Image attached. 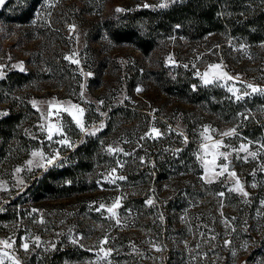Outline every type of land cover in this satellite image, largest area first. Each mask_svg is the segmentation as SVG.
<instances>
[{"label":"rangeland","instance_id":"rangeland-1","mask_svg":"<svg viewBox=\"0 0 264 264\" xmlns=\"http://www.w3.org/2000/svg\"><path fill=\"white\" fill-rule=\"evenodd\" d=\"M136 1L158 11L174 0H40L24 22L12 14L26 0L0 5V80L13 70L30 73L22 85L1 90L0 118L12 97L24 105L16 138L9 146L0 141V241L11 245L0 244L2 264H264V92L247 87L264 89V39H234L227 26L188 36L204 40L198 47L174 31L152 32V49L143 55L136 36L146 33L144 20L131 40L113 39L110 31ZM132 55L145 74L121 81ZM187 58L192 68L177 62L176 73H168L167 62ZM212 65L233 79L205 85L203 73ZM135 82L143 89L138 102L103 117L133 96ZM71 105L84 110L83 131L69 115L78 114ZM156 106L157 113H147ZM205 128L211 140L202 135ZM65 137L71 147L58 143ZM217 140L218 149L201 148ZM77 145L87 150L74 156ZM215 152L228 153L227 160L217 156L212 164ZM76 162L70 192L61 175H46ZM229 163L235 177L218 175ZM49 179L51 191L44 189ZM237 179L246 196L230 190ZM117 200L113 217L107 208ZM136 209L143 213L125 223Z\"/></svg>","mask_w":264,"mask_h":264},{"label":"trees","instance_id":"trees-1","mask_svg":"<svg viewBox=\"0 0 264 264\" xmlns=\"http://www.w3.org/2000/svg\"><path fill=\"white\" fill-rule=\"evenodd\" d=\"M26 1L25 8L13 10V20L27 21L32 16V9L40 2V0ZM83 1L88 2L89 0ZM93 1L90 0V2ZM73 4L76 6L75 2ZM132 10L123 15L125 18L124 23L111 21L110 31L113 39L118 41L131 40L136 36L135 28L138 25L137 22L144 20L146 33L141 35L138 33L136 36L138 40L136 48L143 55L152 49V32L169 33L170 31H177L194 38L207 32L222 30L228 26L231 28L233 36H243L248 42L264 39V0H174L167 7L158 11L148 8ZM29 77L30 73L16 70L7 72L5 77L0 80V97L3 86H7L10 89L18 87L25 83ZM181 83L179 80L174 81L176 85ZM17 103V98L12 97L8 114L0 118V141H3V145L9 146V143L17 136L15 133L19 132L18 127L24 117V105ZM120 107L131 108L133 106H119L114 110ZM86 150L87 147L77 145L72 152L74 156H78V153ZM77 167L78 163L76 162V165L71 167L48 170L46 175L55 180L61 175L62 189L70 192L74 186L73 172ZM66 180H69L70 183L64 185ZM53 187L51 179L44 181L45 190L51 191Z\"/></svg>","mask_w":264,"mask_h":264},{"label":"snow or ice","instance_id":"snow-or-ice-1","mask_svg":"<svg viewBox=\"0 0 264 264\" xmlns=\"http://www.w3.org/2000/svg\"><path fill=\"white\" fill-rule=\"evenodd\" d=\"M5 3V0H0V5H3ZM161 7H166L167 4H161L160 5ZM220 69V66L219 65H212L210 66V69L209 71H206L205 73H203V76H202V79H203V82L205 85L207 84H211V83H214L216 80L218 79H233L232 77H229L227 75V73L225 72H222V71H219ZM197 75H200L199 73H197ZM247 87L251 88L253 92H257V91H260V92H264V89H257L256 87H254L253 85H248ZM137 91H140V89H137ZM229 91H233L232 89H229ZM248 93H245V95H247ZM241 97L240 96H237V99H240ZM35 106V105H34ZM71 107L73 109H76L77 110V113L78 114H73L72 112H69V115L72 116V119L76 122L77 126L81 127V130L83 131L84 130V125L82 123V116H83V109H80L78 108L77 105H71ZM101 127H103V125H101ZM152 133H154L155 135H160V133L158 132V130H156L155 128H153L151 130ZM209 132V129L208 128H205L204 129V133H202V135H204V138L205 140H211V137L206 135L207 133ZM235 133V130H231L229 132H226V133H222L221 135L223 136H230V135H233ZM54 134V126L53 125H49L48 126V139L51 140L52 139V136ZM94 134V133H92ZM58 143H61V144H65L67 143V146L68 147H71V143L67 142V138H63L61 139L60 141H58ZM222 146V142L217 140V141H213L211 146L207 145V144H202L201 145V148L202 149H205L206 150V154H207V150L209 149V147L211 148H214V149H218L219 147ZM241 150L243 151H247V146L246 145H241ZM109 152H112L114 151V149H112L111 147L108 149ZM250 155H252L253 157H255L256 153H249ZM32 156L33 157H39L41 160H44L45 157H44V154L42 152H33L32 153ZM217 156H220V157H223L225 160H227V157H228V153H225V152H215L213 153V160L211 161L212 164H215V161H216V157ZM199 159H203L202 157H198ZM53 159H55L54 157L53 158H48L47 159V163L48 164H52L53 163ZM33 163L32 160H29L28 161V164L31 165ZM204 164H205V170L207 171L208 170V164H209V161H207L206 159L204 160ZM39 166H43V165H39ZM228 164H224L222 166V168L220 169V172L218 173V175H223L225 172H228ZM17 172L20 171V169H16ZM115 171V170H113ZM228 174L230 176H233L235 177V173L234 172H228ZM120 179H123V177H120ZM205 179H208V177H205ZM230 190H234V191H240L243 193V188L242 186L240 185V182L239 180L237 179L236 180V184H235V188L234 189H230ZM245 196L247 195V193H243ZM221 195H223V193H221ZM148 203H152L151 201H148ZM101 208H104L105 206L104 205H101L100 206ZM117 207H119V201L117 200L115 203H113V205L109 208H107V211L113 216L115 217L116 216V212L114 211ZM75 243V241H73ZM106 243V241H104ZM0 244H4V246L7 248V247H11V245L7 242V241H0ZM24 249L27 250L28 248V245L27 244H24L23 245ZM103 251V249H102ZM5 255H7L5 253ZM104 255L107 256L109 255L108 252H104ZM0 264H2V262H0Z\"/></svg>","mask_w":264,"mask_h":264},{"label":"built area","instance_id":"built-area-1","mask_svg":"<svg viewBox=\"0 0 264 264\" xmlns=\"http://www.w3.org/2000/svg\"><path fill=\"white\" fill-rule=\"evenodd\" d=\"M133 8L134 9H142L144 8V5L141 1H136L133 5ZM174 35L181 41V42H189V41H193L198 47H203L204 45V40L203 39H196V40H190L189 37L182 33V32H174ZM232 38L234 39H237L239 38L238 35H234L232 36ZM235 45L234 43H230V46L232 48H235ZM189 58V57H188ZM186 59V60H179V59H174L172 61H169L166 63V70L168 71L169 74H175L176 73V63L179 62L181 65V68L185 69V70H188L190 68H192L193 66H190L189 64H193L192 61L190 59ZM145 72V68L140 65L137 60L135 59V56L132 55L130 56V58L128 59V61L123 64V67L122 69L120 70L119 72V77L121 79V81L123 79H128V78H131L133 75H137V76H141L143 75ZM137 89H140V91H137ZM142 84L139 83V82H135L132 86V93H133V96H129L125 99V101H123L122 105H117V106H113L110 108V110H108L103 117H108L110 118L111 117V112L116 108V107H119V106H127V105H130V106H133V104H136L138 101L136 99L137 96H140L143 92H142ZM119 90L116 89L112 92L111 94V97L112 99H115L119 96ZM142 100H145L146 101V105L150 106V102L147 100V98L145 97H142ZM106 99L102 98L100 99V103L101 105H105L106 104ZM142 110H144L145 112L146 109L142 108ZM159 111V107L156 106L154 107V109H151V111H148L147 113H150L151 115H154L155 113H157ZM86 113H89V109H86L85 110ZM160 117L159 115H156V117ZM101 130L98 131V133H100ZM133 155L135 156V154L133 153ZM172 157L175 158L177 157V152L173 151L172 152ZM123 162H125V159H122ZM30 200V198H29ZM143 213V211L141 209H136L134 210L133 214L132 215H129L128 217L125 218V223H128V224H131L135 221V216H140L141 214Z\"/></svg>","mask_w":264,"mask_h":264},{"label":"water","instance_id":"water-1","mask_svg":"<svg viewBox=\"0 0 264 264\" xmlns=\"http://www.w3.org/2000/svg\"><path fill=\"white\" fill-rule=\"evenodd\" d=\"M228 166H229V168H231V166H232V165L229 163V165H228Z\"/></svg>","mask_w":264,"mask_h":264},{"label":"crops","instance_id":"crops-1","mask_svg":"<svg viewBox=\"0 0 264 264\" xmlns=\"http://www.w3.org/2000/svg\"><path fill=\"white\" fill-rule=\"evenodd\" d=\"M142 110V109H141ZM143 112H145L144 110H142Z\"/></svg>","mask_w":264,"mask_h":264}]
</instances>
